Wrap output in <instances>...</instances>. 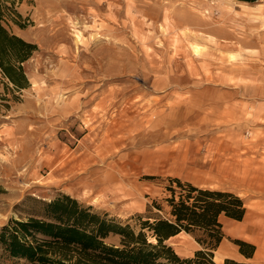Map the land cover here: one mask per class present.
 Masks as SVG:
<instances>
[{"label":"rangeland","instance_id":"obj_1","mask_svg":"<svg viewBox=\"0 0 264 264\" xmlns=\"http://www.w3.org/2000/svg\"><path fill=\"white\" fill-rule=\"evenodd\" d=\"M142 1L17 4L9 27L37 50L29 86L0 109V228L68 194L137 230L166 215L179 178L243 199L242 220L220 218L225 264L234 240L263 232L264 0ZM166 243L200 248L185 231ZM0 264L32 263L0 247Z\"/></svg>","mask_w":264,"mask_h":264},{"label":"trees","instance_id":"obj_2","mask_svg":"<svg viewBox=\"0 0 264 264\" xmlns=\"http://www.w3.org/2000/svg\"><path fill=\"white\" fill-rule=\"evenodd\" d=\"M239 1L252 4L257 0ZM20 2L0 0V83L5 93L0 94V109L17 99L15 91L29 86L25 63L37 50L9 27L21 26L16 9ZM165 191L166 215L144 220L138 216L137 230L68 194H59L43 203L41 216L9 219L0 228V247L7 256L32 264H218L213 257L224 238L220 218L242 220L246 212L243 199L231 191L202 188L179 178H170ZM181 231L200 246L190 256L179 255L166 243ZM108 236H117L118 241L106 242ZM234 242L240 253L252 256L253 244ZM225 264L246 263L226 258Z\"/></svg>","mask_w":264,"mask_h":264},{"label":"crops","instance_id":"obj_3","mask_svg":"<svg viewBox=\"0 0 264 264\" xmlns=\"http://www.w3.org/2000/svg\"><path fill=\"white\" fill-rule=\"evenodd\" d=\"M261 213H264V211H261ZM259 223L262 224L260 225V227L263 228V232L259 236L255 237L253 240V243L255 245V250L253 252V255L251 257L246 258L236 250L235 251L231 250V252H229L225 257L234 259L236 261L248 260L250 261V264H264V214L260 215Z\"/></svg>","mask_w":264,"mask_h":264},{"label":"bare ground","instance_id":"obj_4","mask_svg":"<svg viewBox=\"0 0 264 264\" xmlns=\"http://www.w3.org/2000/svg\"><path fill=\"white\" fill-rule=\"evenodd\" d=\"M140 1V0H139ZM141 4H145V2L144 1H142L141 0V2H140ZM139 4V3H138ZM240 4H245V2H241ZM263 9H264V6H261ZM164 19H165V17H164ZM214 260L216 261V259H215V257H214Z\"/></svg>","mask_w":264,"mask_h":264}]
</instances>
